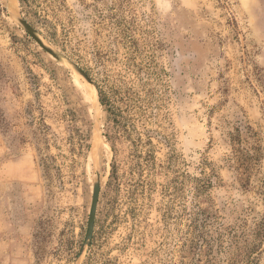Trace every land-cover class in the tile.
I'll use <instances>...</instances> for the list:
<instances>
[{
  "label": "rangeland",
  "instance_id": "374dc122",
  "mask_svg": "<svg viewBox=\"0 0 264 264\" xmlns=\"http://www.w3.org/2000/svg\"><path fill=\"white\" fill-rule=\"evenodd\" d=\"M181 173L214 175L198 255ZM0 264H264V0H0Z\"/></svg>",
  "mask_w": 264,
  "mask_h": 264
},
{
  "label": "trees",
  "instance_id": "16d2710c",
  "mask_svg": "<svg viewBox=\"0 0 264 264\" xmlns=\"http://www.w3.org/2000/svg\"><path fill=\"white\" fill-rule=\"evenodd\" d=\"M19 3L23 6V4L26 3L27 0H18ZM95 88L97 90L99 101L101 105H106L105 103V97L102 94V91L98 87L97 84H95ZM108 113V121L112 123L111 127L108 130L107 133V139L110 142L112 151L116 152L115 144L119 142L122 138H125L130 135V132H127L126 129L121 130L124 127V116L117 107H113L111 104L108 105L107 108ZM150 132V131H149ZM147 132L145 134V138H141L138 136L135 140L132 142L134 143L135 147V155L136 158V164L135 166H141L139 169L148 168L149 170L155 171L156 169V156H155V145L153 144V139L157 135H152V133ZM125 133L126 135H123ZM234 140V139H233ZM140 147V150L137 149V147ZM176 155L171 153L166 158V161L161 163L162 167L167 168L169 163L172 161V159H175ZM238 158H241L238 157ZM144 162L145 166H142V163ZM116 165H112V173L111 177L118 180V177L116 175ZM157 169H160V167H157ZM213 174H204L202 177H190L187 174L181 173L177 175L176 177L169 179L166 183V192L169 194L171 192H179L182 199H185L184 192L189 185V192L192 194V207L190 209V215L188 218V239L187 244L188 246L185 248V250H196L195 255H198L201 253V249L199 247V241L202 240L203 237L206 235V228L210 227L211 223L216 221V216L213 214L210 210L211 208L209 205L206 207L203 206V204H209L211 199L209 196V189L212 187V178ZM206 242V241H204ZM200 249V250H199Z\"/></svg>",
  "mask_w": 264,
  "mask_h": 264
},
{
  "label": "water",
  "instance_id": "95a60500",
  "mask_svg": "<svg viewBox=\"0 0 264 264\" xmlns=\"http://www.w3.org/2000/svg\"><path fill=\"white\" fill-rule=\"evenodd\" d=\"M19 23L22 25L24 28L25 32L32 37L47 53L50 55L54 56V53L50 50L44 47L42 45L41 41L36 37V33L32 26L24 19H18ZM76 72L81 75L85 81L89 85H93L92 80L84 71H82L80 68H78L75 65H72ZM101 176L100 173L97 174V179L96 182L93 185V190H92V198H91V204H90V209H89V215H88V221H87V229H86V237H85V243L88 245L90 244L92 237H93V230H94V224H95V216H96V210H97V204H98V198L101 190Z\"/></svg>",
  "mask_w": 264,
  "mask_h": 264
}]
</instances>
